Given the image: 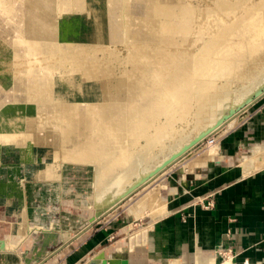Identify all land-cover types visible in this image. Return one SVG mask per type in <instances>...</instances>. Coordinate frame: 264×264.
Instances as JSON below:
<instances>
[{"label":"bare ground","instance_id":"obj_1","mask_svg":"<svg viewBox=\"0 0 264 264\" xmlns=\"http://www.w3.org/2000/svg\"><path fill=\"white\" fill-rule=\"evenodd\" d=\"M110 2H111V6H117L119 7V9L121 8L122 10L125 8L130 14H136L141 19V21H143V23H147L148 22L147 20L150 18H155L154 16L163 17L164 20L160 23L161 33L159 35H153V36L144 35L140 33L138 30L141 29L143 24L142 22L138 24L137 26L138 29L132 28L130 25L126 23L125 31H121L120 27H117V25H113L106 22V17L105 18L102 17L103 14L100 13L102 10L100 4L94 9L95 13H99L98 15L99 19L94 20L92 17L88 16V13L86 14L85 12L82 11L84 0H58V4L55 5L54 10L56 12H69L70 14H67V16H61L59 20H55L52 18L47 19L46 17L41 16L44 15V12L42 13L37 9L33 8L36 11V13L33 14V17L37 19L36 20L33 19L32 21V23L35 24V25L32 24L33 25L31 27L32 30H27V33L17 31L18 35L19 34L20 36L23 34L25 35L24 36L25 41L15 40V41H11L8 44L0 42V61L5 62V64H7V62L13 61L14 67L16 69V73H15L16 75L12 80L13 92H15V97H14L15 101H17L20 105H23L25 103V108H26V117L23 120L26 131L24 132V136L21 144L17 145L16 147L20 151H17V149L8 148L4 144V138L11 140L12 132L9 131L8 128L3 126V123L0 121V164L1 165L14 164L13 172L17 175L16 177L18 178V184L16 185V190H15L17 193L20 192L21 186L19 182H21V178H23L24 176L32 180L39 179L40 177H42L40 172L42 167L40 165H43L45 161L57 162V164L61 168V172L59 174H55V173L52 174V177L51 175H49L50 172L49 174L47 172L51 180H49L50 178L46 179L48 178L47 176L45 179L50 181L53 190L45 195H42V197L40 198L41 200L40 207H36L34 209H31L30 207H24L19 209L18 218L15 222L12 223L10 229L11 230L10 237H7V240L0 239L1 251L15 250L17 241L18 239H20L19 237L23 238L28 233L27 225H30L31 223H35V222H43L44 213L41 212H44L46 209L45 207L48 205V203L49 202L51 203V201H54V199L58 201L62 200L61 194L67 192V184L76 185V183L82 181V183L84 182V186L87 188V192L85 191L86 192L85 195L89 196V191H91L92 185L95 189L94 193H96L97 196L103 194L105 190V186L100 185L99 183L100 177L101 178L103 177L102 182L104 184L106 183V179L109 177L112 178V174L116 172H110L108 176L103 174L102 168L105 162L103 158L98 157L100 156L98 154V151H105V153L110 152L118 155L119 149L122 147L132 149L133 147L132 145L134 143L133 141L136 140L137 138V132L133 131L134 125L132 124L133 120L136 119V117H134L133 113L130 112L127 114L126 112L122 123L116 122L107 126V130L105 131L103 142L95 143L93 145V148L95 149L94 155L91 153L89 148H87V144H83V143L78 144L79 150L85 149V151L87 152L88 158H87V163H85L83 162L84 159L83 157H86L87 155L85 156V154L81 153V151H79V153L74 151L73 147H69L67 143H62L60 139L57 137L54 138L50 137L48 135L49 133L47 131V128L45 129L40 128L35 113L40 112L42 114V116L40 115V117L45 118V116L47 117V115H49V112L46 109V105L56 107L57 99L56 100L53 99V86L56 84L55 82L60 81L61 78L58 79L57 76L54 74L56 73L60 65L65 62H67L68 64H77V65H81V63H85L84 73L89 74V76L86 79L85 78L83 79L78 75L80 79L79 81L80 84L70 83V86L71 88H73L75 93V101L73 106L74 110H77L75 105V102L77 100V102L79 103L96 102L100 107H104L107 103L113 104V103L121 102L127 104L126 102L131 101V103H135L138 109L141 111L147 108L146 106L148 104H151L149 100L151 98L153 100V97H149L146 94L147 92L146 93L144 92V88L140 85L138 81L135 80V76L131 72H127L125 70H120V72L117 70L113 71V68H109V66L101 65L103 63L102 60H97L94 58L95 59L94 61H90L89 59H85L84 57L95 55L97 51L103 53L105 50L104 53H111V51L109 50L113 49L112 46L118 43L120 44L125 43V45L128 46V48H131V51L134 49L133 47H137L139 49V53L134 56H144L148 54L150 49H153L157 46L163 48L167 43L172 45L175 42H180L181 40L188 39L187 36L184 35V32H182L183 36L176 35L175 34L176 29L171 30L169 26L170 24L169 22H167L169 19H174V18H178L181 23H183V21L185 20L188 11L185 6L184 7L182 6L181 0H111ZM228 3L229 0H225L226 7L228 6ZM139 4H141L142 6ZM22 9L25 10L24 7ZM13 12L15 14V11ZM242 15L244 20L246 19L245 18L246 16L250 17L249 11L244 12ZM75 16L79 20H75L73 24L75 23L76 24L73 25L70 23L71 20L69 21V19ZM61 21L63 23H66V25H70L71 29L64 31L63 27L62 28L60 27ZM254 24L255 25L251 28L249 33L250 38L254 40V42L251 45V48L253 49L251 50V54L257 51L255 47V43H258V41L259 43L261 42V47L264 46V27L261 24H256L255 22ZM1 30H3V28ZM62 30L64 31V33H62L63 32ZM184 30H185V26L182 25V29L179 31L181 32ZM99 32L102 33L103 39L100 38V36H98ZM9 35L11 34L9 33L8 36ZM26 37H32V40L27 39ZM248 43L250 44V41ZM91 47L92 50H96V51H90L89 48ZM233 63H234L233 61L232 62L227 61L225 64L222 63L221 66L225 68L227 67L230 68ZM218 69L219 67H217V70ZM220 69H224V68H220ZM23 73L25 74V76L23 75L21 77V74ZM206 78L207 77H202L201 79L204 82L203 85L207 86L210 83V80ZM197 81L198 80L195 81L194 79L188 81L187 83L188 88L191 86L192 89V86L195 85ZM125 91L126 94H124ZM205 92L206 90H203V93ZM186 96L187 95L177 97L176 99H174L173 102H171L172 107H167V108L165 105H161L160 100L155 102L154 105L158 107V111L155 112L154 114L153 113L151 114L152 117L154 116L155 120L152 121V118L148 114H146L147 116H145V118H146V123H150V126L156 129V133L153 134L154 136H151L152 138L151 137L150 139L148 138L149 139V141L147 140L149 142L148 145L147 144L142 145V147H144V149L142 148L144 150L143 153L138 154L136 152L128 156L129 158L127 159L126 163L119 169L121 170L120 173H118L119 181L121 179L130 177L128 175L131 174L132 172L134 174L136 172V169L140 167L139 156L141 154H147L151 149H153L154 145L158 144L162 138L166 137V133H167L166 126L171 124L166 122V124L164 125L159 118V113L163 112L164 110H167L169 113L172 114L177 112L176 110H178V108H176L177 104H175V102L179 101L180 103H182V101H184L183 102L184 104L185 100H188V96L187 98ZM193 99H195L194 96ZM193 99H190V103H189L191 104V108L193 105L192 103ZM204 104L205 106L202 108V115L209 116L211 112L210 102L206 101ZM86 111H88V108ZM237 114L239 113L237 112L234 115H232L230 118H228V120L224 122L222 125H220L215 131L220 130V128L225 123L229 122ZM64 118L67 120L71 119V117L68 118L64 117ZM237 120L235 121V123L237 122ZM94 128H97V130H103V126L99 123H96ZM176 130L177 129L175 128V133ZM90 134H92V131L90 132ZM213 134L215 133L213 132ZM137 144L135 145L137 146ZM210 145H205L208 146V148H205L206 150L204 149V151L201 152L202 150L201 149L199 153L197 152L196 155L194 153L193 155H191V157H189V159L183 161L179 159L181 161L179 163L180 169L184 177L186 176V174L194 170V164L196 161L207 160L213 154L216 153V151L218 150V144H210ZM157 152L155 151L153 155L158 156ZM161 152L163 153V151L160 150L159 153ZM167 152L169 151L167 150ZM150 154H152V151ZM257 154L258 155H252L242 160L241 164L243 171L245 173L250 172L251 170L257 167L264 166V146L259 149V152ZM120 158L118 159V161H120ZM39 159L40 162H38ZM99 161L101 162L99 163ZM17 163H20V165ZM72 163H80V164H84L85 166L79 164L76 165ZM88 163L91 164L92 167L88 166L87 165ZM26 165H28L29 167H26ZM72 165L81 166L84 169L83 173L81 171H75L73 175L74 177L75 175H77L76 181L75 179H72L73 176L71 174H68L69 168L72 167ZM165 169H163L161 172H163ZM157 174L155 175L158 176ZM113 178L116 179L114 176ZM39 180H41V178ZM119 184H120L119 186L122 187L124 182L123 183L120 182ZM158 187L159 188H155V189L152 187V189L149 192L145 193L146 203L148 207V212L145 215L150 217L151 220H155L159 218L161 215H163L166 212L167 209L165 200L160 199L159 189L161 188V185L159 184ZM86 188L84 190H86ZM113 213H111L110 215H113ZM28 214H29V219L27 217ZM106 214H108V212ZM129 226L132 227L133 224L130 223ZM60 229L62 231L61 235H63V237L68 234L67 232L63 231V228ZM104 256L105 253L102 250H99L97 253L90 256L86 260V264H88V260L91 258L94 259L95 257L100 258Z\"/></svg>","mask_w":264,"mask_h":264},{"label":"crops","instance_id":"obj_2","mask_svg":"<svg viewBox=\"0 0 264 264\" xmlns=\"http://www.w3.org/2000/svg\"><path fill=\"white\" fill-rule=\"evenodd\" d=\"M255 103L246 112L242 126L229 131L231 133L219 143L216 157L213 154L207 160L196 161L194 170L185 177L176 166H170L160 176V189L164 190L161 196L167 206L163 215L155 220L149 217L148 225L137 226L128 242H124L126 237L123 236L111 243L110 237L124 226H118L115 218L106 215L96 222L95 229L76 238H80L76 245L80 256L72 259L69 248L63 254V262L80 264L91 256L84 259L83 255L97 248L108 256L126 258L127 264H264V166L245 173L241 164L244 158L250 157L245 155L264 146V98ZM259 149L253 155H258ZM204 162L202 166H195ZM0 166V239L7 240L19 209L40 207L42 195L53 188L48 180L24 176L17 193L14 164ZM172 168H177L176 176L169 173ZM75 171L83 173L84 169L74 165L69 168L68 174L76 181ZM57 172H61L59 168ZM163 175L167 176V181L162 179ZM85 188L82 181L67 184L62 200L54 199L41 212L43 222L27 225L28 233L19 237V242L16 240L15 250L0 251V264H36L58 245L70 247L73 229L87 220L86 206L91 192L88 189L89 196L85 195ZM207 201H212L213 206L205 207ZM27 217L29 219V214ZM60 228L68 236L60 235ZM141 234L143 241H136ZM125 245L127 250L119 254L121 248L118 247ZM221 252L225 258L220 257Z\"/></svg>","mask_w":264,"mask_h":264},{"label":"rangeland","instance_id":"obj_3","mask_svg":"<svg viewBox=\"0 0 264 264\" xmlns=\"http://www.w3.org/2000/svg\"><path fill=\"white\" fill-rule=\"evenodd\" d=\"M110 1L111 0H98V1L84 0V5L82 8L83 10L82 9L81 10L85 12L86 14L88 13V16L96 20V19H99L98 18L99 13H95L94 9L100 4L101 5L100 7L102 8L100 13L103 14L102 17L104 18L106 17V22L113 24V25H117V27H120L121 31H125L126 23L130 25L132 28H136V29H138L137 26L140 22L143 23V21H141V19L136 14H130L125 8L122 10L121 8L119 9V7L117 6H111ZM181 3H182V6L183 7L185 6L188 11L187 16L185 20L183 21V23H181L178 18L169 19L167 22H169L170 24L169 26L171 30L176 29L177 31V32L175 31L176 35L181 36L183 34L182 32H184V35H186L188 38L187 40L194 38V37L196 38L198 36H208V35L211 36L212 34L221 32L223 29H227L228 33L230 32L228 34L230 38H233V40H239L247 32L244 27L243 22L245 20L243 19V15H242L246 11H249L250 18H252L254 20L253 22H255L256 24L262 25V23L264 22V0H229L227 7L225 6V0H181ZM56 4H58V0H0V18H1L0 19V24H1L0 25V36H2L0 37V42L8 44L11 41H15V40L25 41V37H24L25 35L23 34L20 36V34L19 35L17 34L18 33L17 31L27 33V30H32L31 27L33 26L32 24H34L32 23V21L33 19L35 20L37 19L33 17V14L36 13L34 9H37L38 11L42 13L44 12V15H41V16L46 17L47 19L52 18L55 20H59L61 16H67V14H70L69 12H56L54 10ZM23 7L25 10L22 9ZM13 11H15V14ZM154 17L155 18L148 19L147 23H143L141 29L138 31L144 35H149V36L159 35L161 33L160 23L164 20V18L157 17V16H154ZM75 20H79V19H77L76 16L71 17L69 19L71 24H73ZM60 23H61L60 27L61 28L63 27L64 31L71 29L70 25H66V23H63L62 21ZM100 23H103V22H100ZM182 25L185 26V30L180 32L179 30L182 29ZM44 26H45V23H44ZM2 28L3 30H1ZM64 31L62 33H64ZM9 33L11 35L8 36ZM3 36L5 37L8 36V37L5 38ZM98 36H100V38L103 39L102 33L99 32ZM26 38L32 40V37H26ZM240 42H242V40H240ZM112 48L113 49L109 50L111 51V53H104L105 50L103 53H101L100 51H97L95 55L85 56L84 58L89 59L90 61H94L95 59L102 60L103 63L101 65L109 66V68H113V71L117 70L120 72V70H125L127 72H131L135 76V80L138 81L140 85L144 88V92L145 93L147 92L146 94L149 97H153V100L152 98L151 99L149 98L150 99L149 102L152 105L148 104L149 107L147 105L146 106L147 108L140 111L137 105L135 103H131V101L126 102L127 104H124L121 102L113 103V104L107 103L104 107H100L98 106L96 102L95 103H91V102L90 103H84V102L79 103L76 100L75 105H76L77 110H74L73 106H74V101H75V93H74L73 88H71L70 83L80 84L79 76L83 79L84 78L86 79L89 76V74L84 73L85 63H81V65H77V64H68L67 62H65L60 65V67L57 69L56 73L54 74L57 76L58 79L61 78L60 81H56L55 82L56 84L53 86V99L55 100L57 99L56 107L46 105V109L49 112V115H47V117L45 116V118L40 117V115L42 116L40 112L35 113V116L38 119L40 128H43V129L47 128V131L49 133L48 135L50 137L59 138L62 143H67L69 147L74 148L73 149L74 151L78 153L79 151H81V153L85 154V156L87 155V152L85 151V149L79 150L78 144H82V143L87 144V148H89L91 153L94 155L95 149L93 148V145L95 143L103 142L105 131L107 130V126L112 123H116V122L122 123L126 112L127 114L130 112L133 113L134 117H136V119H134L132 122V124L134 125L133 131L137 132V138L136 140L133 141L134 143L132 145L133 146L132 149L122 147L119 149L118 155L114 153H110V152L105 153V151H98V154L100 155L98 157L103 158L105 162L102 170H103V174L106 176H108L110 172H117L126 163L127 159L129 158L128 156L130 154L132 155L133 153H136V152L138 154L143 153L144 147H142V145H145V144L148 145L149 143L148 141L150 137L154 136L153 134L156 133V129L150 126V123H146V118H145V116H147L146 114H148L152 118V121L155 120L154 116L153 117L151 116L152 113L154 114L155 112L158 111V107L154 105L155 102L160 100L161 105H165L166 108L172 107L171 102H173L174 99H176L177 97L185 95V92L188 93V89H189L187 88L186 90H184L183 87L180 88L179 85H176V82H173L171 85H167L166 81H164L167 71L165 70V67L161 64V57L159 55L157 56L156 54H154L153 56H150L149 55L150 53L148 52V54L144 56H134L139 53V49L137 47H133L134 49L131 51V48H128V46H126L125 43L115 44L114 46H112ZM89 50L96 51V50H92V47L89 48ZM256 52H254L253 54H255ZM233 60L234 58L232 59L230 58L227 61L232 62ZM212 68H214V70L217 71V67L211 64V66H209L210 72ZM201 71L202 72L205 71V68L201 69ZM15 73H16V69L14 67L13 61L7 62V64H5V62L3 61H0V121L3 123V126L8 128L9 131L12 132L11 140L4 138V144L8 148L17 149V151H20L16 147L17 145L21 144L23 140L24 132L26 131L24 121H23L26 117V108H25V103L23 105H20L17 101H15V98H14L15 92H13L12 80L14 76L16 75ZM23 75L25 76V74L23 73L21 74V77ZM197 75L199 76L200 73H198ZM191 79H194L195 81L199 80L198 77L192 76L188 78V80L186 81V86H187L188 81H190ZM182 86H184V84ZM207 86L208 87L213 86V83L210 82ZM124 94H126V91ZM261 98H264V96ZM179 103H180L179 101L175 102V104H177V107ZM87 108H88V111H86ZM190 108H191V104H189L188 107L186 108V113L189 114ZM181 109L183 111L182 107ZM250 110H251L250 107L248 109L243 108L240 112H238L239 114L234 116L229 122L225 123L220 128V130H218L219 132L214 131L215 133L214 136L218 139L215 144L219 145V143H221L231 132L235 131L236 129H239L242 126V123L244 122V120L246 119V116H247L246 112ZM176 115H177V112L172 114V113H169L167 110H164L163 112L159 113V118L165 125L166 122H165V119H163V116H169L170 118L173 117L172 118L173 121H176ZM179 115H182V119H183L184 114L181 111ZM64 117H67V118L71 117V119L67 120ZM236 120L238 123L237 122L235 123ZM96 123L101 124L103 126V130H97V128H94ZM168 126L173 128L174 124L168 125ZM168 126H166V128H168ZM91 131H92V134H90ZM162 139L164 140V138ZM162 139L160 140L161 143L159 142L160 146L158 143L154 145L153 149H151L147 154H141L139 156V161L141 162V163L139 162V164L145 165L146 166L145 170H147V168H149L152 164L157 163L158 160L164 156V154L167 155L169 153L167 152L166 149H164V147H162V145H164L162 143ZM135 144H137V146ZM203 146L204 144H201V142L198 143V145L190 149V151L188 152V155L183 156L185 158L183 157L180 158L181 161L189 159V157H191V155H193L194 153L196 155L197 152L199 153L201 149H202L201 150L202 152L204 151L205 148H208V146H204V147ZM261 147H258V148H261ZM258 148H255L252 152H250L249 154L245 156H252L253 153H255L254 151ZM131 150L133 151L136 150V151L133 152ZM160 150L163 151V153L162 152L159 153ZM151 151H152V154H150ZM155 151L156 152L158 151L157 152L158 156L153 155ZM218 151L219 150L216 151V153L214 154V157H216ZM151 156L153 160L151 159ZM83 158H84L83 162L87 163L88 155ZM119 158H120V161H118ZM241 160L242 159L239 160V163L241 162ZM142 161H143V164H142ZM181 161L178 159L170 166L178 167V169L180 170L183 176V173L180 169V164H179ZM100 162L101 161H99V163ZM203 164H205V162L198 164V165L196 163L195 166L198 167V166H202ZM40 166L42 167V169L40 170L41 175H42V177H40L41 180L49 179L50 178L49 175H51L52 177V174L54 173L59 174L60 172H57L58 168L61 171V168L57 164V162L45 161L44 164ZM170 166H168V168ZM166 169L163 172L157 174L158 176L153 175L152 176L153 178L152 177L149 178L146 181V183H144V186L142 185L143 187L142 186L140 187V190L137 189V191L134 192L132 195H130L124 202H121L119 205H116L111 211L108 212V214H105L104 216H102V218H104L106 215H110L111 213L114 212L113 215H110V217L115 218V222L118 224V226H121V225L124 226L123 228L118 230L116 234H113L112 235L113 237H110L109 243L115 242V240H118L119 238L123 236L126 237V239L124 238L125 239L124 242L126 241L128 242L129 237H130L129 235L135 229H137V226L142 227V226L148 225L149 217L145 215L148 212L145 193L149 192L152 189V187L154 189L159 188L158 185L159 184L161 185V180L158 178H160V176L166 172ZM47 172L48 174L50 172V174L48 175ZM169 173H172L171 175L176 176L178 174L177 168L170 169ZM46 176L48 178H46ZM102 179L103 177L102 178L100 177V182H99L100 185H103ZM162 179H165L167 181V176L163 175ZM49 180H51V178ZM159 194H160V199H163L166 201V199H164L161 196L162 194H164V190L159 189ZM130 223L133 224L132 227L129 226ZM97 225L95 223L88 230L95 229ZM78 226L79 225H77L75 228H77ZM74 229L72 233L73 236L70 239L71 241H73L71 246L65 247L64 249L52 255L51 257H49L47 260H45L43 263H40V264H61V263L65 264V262H63V254L69 248L72 249V254H71L72 259L73 258L75 259L76 258L75 256L77 257L80 256L81 254L80 248L76 246L80 242L79 240L80 238L73 239V237L80 236V233L82 232V230H79L77 232L78 234H75ZM136 239H138L136 241H139V242L143 241L144 236L142 234L138 235ZM133 246L134 245L132 243V247ZM122 247H124L125 249H122ZM118 248H121L119 252L117 251L120 254L124 250H127V245L119 246ZM75 249H77V251ZM97 250H98L97 248L93 249L92 251L83 255L84 257L82 258L86 259L89 255L91 256L92 254L94 255L95 253L99 251ZM222 254H220V257H223L221 256ZM85 262L86 260L80 264H85Z\"/></svg>","mask_w":264,"mask_h":264},{"label":"water","instance_id":"obj_4","mask_svg":"<svg viewBox=\"0 0 264 264\" xmlns=\"http://www.w3.org/2000/svg\"><path fill=\"white\" fill-rule=\"evenodd\" d=\"M245 18L243 23L247 32L239 40L230 38L227 29H223L221 32L211 36H198L189 40L185 39L175 42L172 45L167 43L163 48L157 46L149 51L150 56L156 54L161 57V64L167 71L164 78L167 85L176 82V85L186 90L188 88L186 86L188 78L196 76L199 80L192 86V89L191 86L189 87L188 93L185 92V95L188 96V100H185L186 104H183L184 101H182L176 107L179 109L176 121H173L169 116H163L165 122L171 125L174 124L173 128L168 126L166 137L162 141L164 149L168 150L169 153L167 155L164 154L157 163L152 164L147 170H145V165H140L134 174L132 172L128 175L130 177L120 181L118 173L121 170H118L112 174V178L106 179V183L103 184L105 190L101 195L97 196L94 193L95 189L92 185L89 203L93 206L92 210L90 205L87 204V216L85 218L87 220L74 229L75 234H78L79 230H82L80 235L86 232L102 216L136 192L149 178L161 172L184 155L186 156L190 149L212 134L228 118L243 108L248 109L264 96V46L261 47V42L259 43L258 41V43H255L257 52L251 54V50H253L251 45L254 40L247 33L250 32L255 24L252 18L247 16ZM262 26L264 27V22ZM249 41L250 44L248 43ZM230 58H234V63L230 68L221 66L222 63L225 64ZM211 64L219 67V69L215 71L212 68L210 72L209 66ZM203 68H205V71L202 72L201 69ZM198 73H200V77H207L206 79L210 80L213 86L207 87L203 85L204 82L197 75ZM183 84L184 86H182ZM203 90H206V92L203 93ZM193 96L195 99H193ZM190 99H193V105L188 115L186 108L190 103ZM206 101L210 102L211 112L209 116L202 115V108L205 106L204 103ZM180 111L184 114L183 119L182 115H179ZM175 128L177 129L176 133ZM72 164L85 166L80 163ZM87 165L92 167L89 163ZM120 182H124L122 187L119 186ZM77 237L79 236L73 237V239ZM63 248L64 244L57 246L40 259L37 264L43 263ZM127 262L126 258L107 255L88 260V264H127Z\"/></svg>","mask_w":264,"mask_h":264},{"label":"built area","instance_id":"obj_5","mask_svg":"<svg viewBox=\"0 0 264 264\" xmlns=\"http://www.w3.org/2000/svg\"><path fill=\"white\" fill-rule=\"evenodd\" d=\"M217 138L214 136V134H210L203 142L202 144L205 145H210V144H215L217 142ZM213 206V202L212 201H207L206 204H205V207H212ZM222 254V253H221ZM223 258H225V254L223 253L222 254Z\"/></svg>","mask_w":264,"mask_h":264}]
</instances>
